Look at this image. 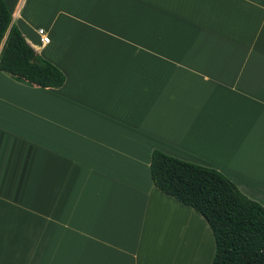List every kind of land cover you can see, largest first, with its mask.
<instances>
[{"label": "crops", "instance_id": "obj_1", "mask_svg": "<svg viewBox=\"0 0 264 264\" xmlns=\"http://www.w3.org/2000/svg\"><path fill=\"white\" fill-rule=\"evenodd\" d=\"M4 2L65 81L0 70V264H184L191 238L210 264L208 223L154 185L151 152L264 203V0Z\"/></svg>", "mask_w": 264, "mask_h": 264}, {"label": "trees", "instance_id": "obj_2", "mask_svg": "<svg viewBox=\"0 0 264 264\" xmlns=\"http://www.w3.org/2000/svg\"><path fill=\"white\" fill-rule=\"evenodd\" d=\"M0 70L40 87H60L65 74L36 52L0 0ZM150 172L163 193L199 212L215 242L210 264H264V203L221 170L153 149Z\"/></svg>", "mask_w": 264, "mask_h": 264}, {"label": "rangeland", "instance_id": "obj_3", "mask_svg": "<svg viewBox=\"0 0 264 264\" xmlns=\"http://www.w3.org/2000/svg\"><path fill=\"white\" fill-rule=\"evenodd\" d=\"M202 241V237L200 235V242ZM192 238L191 239H187L184 241V264H194L196 261L195 256H196V249H195V244H194V248L191 249L192 247ZM195 242H196V238H195ZM201 244V243H200ZM180 247V245H178V248ZM191 249V250H190ZM207 253L205 254V257L203 259L202 264H206L209 261V250H205ZM201 263V262H200ZM196 264V263H195Z\"/></svg>", "mask_w": 264, "mask_h": 264}, {"label": "built area", "instance_id": "obj_4", "mask_svg": "<svg viewBox=\"0 0 264 264\" xmlns=\"http://www.w3.org/2000/svg\"><path fill=\"white\" fill-rule=\"evenodd\" d=\"M38 33L40 35V39L42 42H48L49 41L48 35L45 33V31L42 28H40L38 30Z\"/></svg>", "mask_w": 264, "mask_h": 264}]
</instances>
